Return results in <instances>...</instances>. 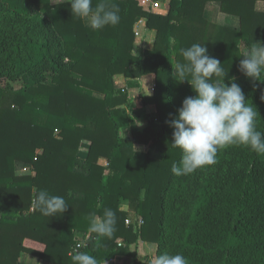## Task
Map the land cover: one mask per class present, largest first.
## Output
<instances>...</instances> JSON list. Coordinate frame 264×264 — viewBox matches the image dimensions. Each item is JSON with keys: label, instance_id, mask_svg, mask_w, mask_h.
I'll use <instances>...</instances> for the list:
<instances>
[{"label": "trees", "instance_id": "1", "mask_svg": "<svg viewBox=\"0 0 264 264\" xmlns=\"http://www.w3.org/2000/svg\"><path fill=\"white\" fill-rule=\"evenodd\" d=\"M210 1L239 16L241 29L208 21ZM257 1L169 0L162 14L146 9L145 0H107L119 7L120 22L93 30L72 14L69 0H0V264H26L22 254L72 264L81 238L78 250L98 264L117 256L153 264L137 252L140 240L157 244L156 254L181 253L188 264H264V155L227 146L215 164L177 176L171 166L182 152L172 146L173 128L166 123L196 95L172 73L183 62L180 49L199 43L221 61L225 83L234 78L242 88L264 133V83L239 70L242 55L264 42ZM141 18L157 35L151 48L135 53ZM118 74L129 88L155 75L153 93L139 96L141 107L157 109L142 129L124 110L139 107L127 88L116 86ZM125 127L133 137L123 135ZM83 142L89 144L86 157L80 155ZM19 162L30 164L33 174L17 173ZM38 190L62 196L69 207L62 215H42L33 207ZM105 208L117 216L111 238L89 231V216Z\"/></svg>", "mask_w": 264, "mask_h": 264}, {"label": "clouds", "instance_id": "2", "mask_svg": "<svg viewBox=\"0 0 264 264\" xmlns=\"http://www.w3.org/2000/svg\"><path fill=\"white\" fill-rule=\"evenodd\" d=\"M69 4L72 14L88 18L93 30L115 26L121 19L119 7L107 0H99L95 6L93 0H69ZM180 54L183 62L175 64L172 75L177 82L187 81L196 95L186 97L178 114L166 121L173 128L172 146L182 152L179 163L171 166L172 173L189 175L213 165L218 151L232 145L246 146L264 155V133L256 127L257 109L247 103L234 78L225 83L227 74L221 61L210 56L207 47L199 43L180 49ZM242 57V74L264 83V46L249 49ZM33 207L44 216L54 217L57 213L62 215L69 206L62 196L38 190ZM89 221V231L98 236L111 238L116 231L117 216L111 208H105L100 216L91 214ZM71 260L72 264H98L94 256L78 249L73 250ZM153 264H188V260L181 253L163 252L154 256Z\"/></svg>", "mask_w": 264, "mask_h": 264}, {"label": "crops", "instance_id": "3", "mask_svg": "<svg viewBox=\"0 0 264 264\" xmlns=\"http://www.w3.org/2000/svg\"><path fill=\"white\" fill-rule=\"evenodd\" d=\"M147 9L148 10H152L153 12H156V13L166 14V13H168V10H169V0H159L153 6L147 7ZM256 9L258 11L264 12V0H259V1L256 2ZM204 15H205V18L208 21H210L211 23H214V24H217V25H220V26H225V27L237 29V30L241 29V19H240V17L237 16V15L228 14V13L223 12L222 9H221V2H219V1H210V2H208L206 4V7H205ZM85 21H86V23L88 25H90L88 18H85ZM140 30H141V37H137V39H136V45H135V49H134L135 53H139L141 51V49L144 48V47L151 48L153 46V44H154V40H155V37L157 35V31L156 30L147 28V19L146 18H144V20H143V22L141 24V29ZM261 46H264V42H256V43H254L252 45V49H256V48H259ZM138 48H139V50H137ZM115 84H116V86L118 88H127L128 92L130 94H131V89L139 88V96H140V94L142 92L147 94V95L152 94L153 91H154L156 82H155V75L154 74H148V75L143 77L140 87H131V88H129L127 86L126 77L124 75H122V74H118V75L115 76ZM131 97L134 99L136 106H138L137 102H139L141 104L139 98H137V101H136L135 98L132 95H131ZM149 106H152V105H149ZM149 106H147V107H149ZM153 106H155V105H153ZM146 108L142 107V109H144V110H146ZM140 109L141 108L139 107L138 109H134L133 110L132 108H130L128 106H124V110L128 111L133 116L134 123L138 127H140L142 129V128H144L146 126V124H143V123L139 124L138 120L135 118V115L137 114V111L138 110L140 111ZM155 109H156V106H155ZM156 110L154 112H156ZM144 120L146 121L145 117H144ZM122 133H123V135L125 137H128V138L133 137L130 127L123 128L122 129ZM140 145L141 144H136V147L139 148V149L145 150V149L141 148L144 145H141V146ZM88 149H89V144L87 142H83L82 145H81V148H80V155L82 157H86ZM157 152H156V150H153V155L158 156ZM100 162L102 164H107L108 163L107 159H105V158H101ZM127 208H128V206H127ZM142 243H143V245L145 244V246H146V244L148 242L142 241ZM156 249H157V245L155 244V255H156ZM118 257H123V256H117L116 258L112 259L110 264H117V263L118 264H123V263L127 262L125 260H118Z\"/></svg>", "mask_w": 264, "mask_h": 264}, {"label": "rangeland", "instance_id": "4", "mask_svg": "<svg viewBox=\"0 0 264 264\" xmlns=\"http://www.w3.org/2000/svg\"><path fill=\"white\" fill-rule=\"evenodd\" d=\"M137 50H139V48ZM130 95H132L135 98V100L137 101V98H139L138 97L139 96V88L131 89V94ZM137 103H138L137 105L141 109H140V111L139 110L137 111V114L135 113L136 114L135 115V118L138 120V123L139 124H142V123L143 124H147V121L144 120V117L146 115H148V113H153L156 110L155 109V106H153V105L152 106H149V107L146 108V110H144L140 106V103L139 102H137ZM141 148H143L145 150H148L149 149V146L144 145ZM157 155L159 157H162L163 156V153H161V152L158 151L157 152ZM16 169H17V173H19V174H29V173H32L33 174V171L31 170V165L30 164H27V163H23V162L17 163ZM127 206H128L127 203H124L123 207L126 208V209H128ZM137 252L139 253V255H140V257L142 259H144L145 261H148V262L153 263V258L155 256V244L152 243V242H148L146 244V246H145V244L143 245L142 240H140L139 243H138V245H137ZM132 259L133 258L128 257V256L118 257V260H125V261H127V262H125L123 264H131L132 261H133ZM20 260L23 263H26V264H45L38 257L33 256V255H30V254H22Z\"/></svg>", "mask_w": 264, "mask_h": 264}, {"label": "built area", "instance_id": "5", "mask_svg": "<svg viewBox=\"0 0 264 264\" xmlns=\"http://www.w3.org/2000/svg\"><path fill=\"white\" fill-rule=\"evenodd\" d=\"M158 1L159 0H145V5H146L145 7H146V9L149 6H153ZM143 20H144V18H141L136 23V26H135L136 37H141V30L140 29H141V24H142ZM126 222H127V224H130V223H132V219L131 218H128ZM143 223H144V219L141 216L137 217L136 225L138 227H141ZM88 237L89 236L87 235L86 239H88ZM84 242H85V239H82L81 238L80 241L77 243V245L73 248V250L74 249H79L84 244ZM120 244H121V242H120Z\"/></svg>", "mask_w": 264, "mask_h": 264}]
</instances>
